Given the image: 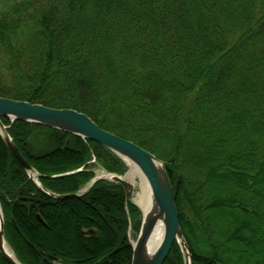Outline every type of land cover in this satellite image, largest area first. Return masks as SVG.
Masks as SVG:
<instances>
[{
    "label": "trees",
    "instance_id": "trees-1",
    "mask_svg": "<svg viewBox=\"0 0 264 264\" xmlns=\"http://www.w3.org/2000/svg\"><path fill=\"white\" fill-rule=\"evenodd\" d=\"M0 97L86 115L154 155L190 264H264V0H0ZM5 242L20 264H131L139 212L90 141L0 118ZM0 264H6L0 256ZM164 264H184L175 243Z\"/></svg>",
    "mask_w": 264,
    "mask_h": 264
},
{
    "label": "water",
    "instance_id": "water-1",
    "mask_svg": "<svg viewBox=\"0 0 264 264\" xmlns=\"http://www.w3.org/2000/svg\"><path fill=\"white\" fill-rule=\"evenodd\" d=\"M0 118L14 121L37 124L49 129L61 131L79 137L83 140L98 144L112 152L125 164L127 162L135 165L144 176L150 187L152 198L156 206V212L142 214L139 233L136 241L131 244V264H164L173 245L176 243L183 255L184 264H190L188 247L178 224V216L174 203L170 180L164 164L154 155L133 144L99 128L86 115L70 109H53L37 104L23 101L5 99L0 97ZM0 136L3 139L15 163L37 183V174L24 160L12 140L7 134L6 128L0 121ZM127 166V164H126ZM109 180L120 185L125 191L126 201H130L133 190L125 181V175L118 176L106 174ZM105 177L94 178L92 184ZM40 189L49 197L54 199L78 198L83 194L56 196L47 193L42 187ZM132 203V202H131ZM136 206L134 203H132ZM137 207V206H136ZM157 220L164 223V236L160 244L154 250H147V241L154 229ZM4 224L0 209V256L6 264H20L16 258L11 257L5 251ZM8 246V245H7ZM10 249V248H9ZM11 251V250H10ZM12 252V251H11Z\"/></svg>",
    "mask_w": 264,
    "mask_h": 264
},
{
    "label": "bare ground",
    "instance_id": "bare-ground-1",
    "mask_svg": "<svg viewBox=\"0 0 264 264\" xmlns=\"http://www.w3.org/2000/svg\"><path fill=\"white\" fill-rule=\"evenodd\" d=\"M128 172L125 175V181L129 183L131 189H136V194L132 202L137 206L142 214L148 212H156V206L152 198L150 187L139 169L130 162H127ZM101 177L109 178L107 175L101 174ZM164 236V223L157 220L154 229L147 241V250H154L162 241ZM5 251L13 257L9 247L5 244Z\"/></svg>",
    "mask_w": 264,
    "mask_h": 264
},
{
    "label": "rangeland",
    "instance_id": "rangeland-1",
    "mask_svg": "<svg viewBox=\"0 0 264 264\" xmlns=\"http://www.w3.org/2000/svg\"><path fill=\"white\" fill-rule=\"evenodd\" d=\"M92 161L94 162V167H93V179L94 178H99V177H101L102 175L101 174H104V175H106V174H108L105 170H103L102 168H101V166H99L97 163H96V161L94 160V159H92ZM126 168H127V166H126ZM128 172V168L127 169H125V173H124V175L126 174ZM92 179V180H93ZM92 180H91V182L90 183H88L79 193L80 194H82V193H84V192H86V191H88L91 187H90V185L92 184ZM99 181H102V182H104V183H113V182H111L110 180H109V178H106L105 177V180H99ZM98 182V181H97ZM95 184V183H94ZM135 194H136V189H134V191H133V194L131 195V197H130V203L132 202V199L134 198V196H135ZM133 203V202H132ZM131 203V204H132ZM133 205V204H132ZM134 206V205H133ZM136 207V206H135ZM137 208V207H136ZM137 210H138V212H139V221L137 222V224H141V220H142V214H141V212H140V210L137 208ZM134 228H133V224L131 223V225H130V228H129V230H128V238H129V242H130V245L131 244H133L135 241H136V238H137V233H135L134 231ZM139 233V232H138ZM9 247V246H8ZM11 250V249H10ZM12 251V250H11ZM12 254H13V252H12ZM14 256V255H13Z\"/></svg>",
    "mask_w": 264,
    "mask_h": 264
}]
</instances>
